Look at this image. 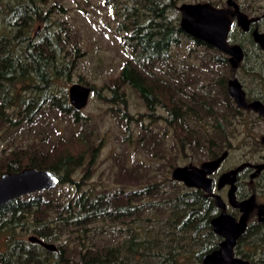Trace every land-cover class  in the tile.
<instances>
[{
    "label": "trees",
    "instance_id": "16d2710c",
    "mask_svg": "<svg viewBox=\"0 0 264 264\" xmlns=\"http://www.w3.org/2000/svg\"><path fill=\"white\" fill-rule=\"evenodd\" d=\"M101 1L112 9L118 19L117 30L124 33V45L130 49L119 76L109 86V102L118 104V111L121 105L127 108L125 87H131L143 100L147 116L161 118L155 115L156 109L167 110L168 116L163 119L173 128L182 150L190 147L209 159L219 157L230 147L232 119L247 111L229 95L227 75L218 70L214 84L222 93L211 96L188 93L189 77H168L164 67L168 68L173 59V49L186 39L211 51L209 59L222 68L230 67L228 56L183 31L177 0ZM219 1L208 0L216 6ZM12 3H7L5 9V22L11 31L0 30V126L32 124L46 108L69 115L73 124L84 127L86 118L71 105L66 92L51 91L55 78L72 77L82 55L81 46L76 44L75 55L65 61L60 59L63 42L70 43L72 31L68 21L53 18L56 12H66V8L59 1L46 8L49 0ZM242 9L254 11L251 6L243 5ZM37 21L43 23L42 30H37L38 37L33 34ZM53 23L59 30L53 29ZM237 35L230 34L229 41L237 43ZM251 41L258 47L252 37ZM246 58L247 54L239 66ZM19 84L30 94L18 91ZM91 88L96 91L95 86ZM13 107L20 108L17 120L8 112ZM121 118L131 115L124 109ZM211 119L213 132L192 125L194 121ZM98 150L94 141L79 132L49 145L32 143L0 155V177L6 172L36 167L54 172L60 185L76 186L72 195L38 191L0 206V235L11 233L9 240L0 245V264H182L191 255L203 264L204 255L219 248L222 238L215 233L211 220L221 208L203 189L189 188L169 175L158 178L148 174L139 163L122 166L116 189H84L86 181H77L73 176L87 158L90 162L86 176L91 175ZM167 164L168 168H176L174 158ZM254 184L252 193L264 194V173ZM26 223L42 240L60 241L58 249L51 251L30 240H12L16 228ZM235 252L252 264H264V223L258 218L249 223Z\"/></svg>",
    "mask_w": 264,
    "mask_h": 264
},
{
    "label": "rangeland",
    "instance_id": "374dc122",
    "mask_svg": "<svg viewBox=\"0 0 264 264\" xmlns=\"http://www.w3.org/2000/svg\"><path fill=\"white\" fill-rule=\"evenodd\" d=\"M20 0H0V30L10 32L6 24L7 3H17ZM59 1L66 12H56L54 20H66L71 28L72 38L70 43L63 42L64 51H61L60 59L68 60L71 54L75 55V45L81 46L82 55L78 58V66L72 77L55 78L51 87L54 93L68 95L72 84L80 82L87 86H95L92 89L88 105L81 110L86 118V125L73 124L69 115L59 113L57 110H42L32 124L16 126L3 124L0 126V155L9 153L17 147H27L29 144L37 143L39 146L49 145L59 138H72L79 132H83L88 138L99 146L98 157L91 165L90 176H86L89 168L90 158L85 164L78 168L73 176L77 181L84 180V189L102 191L105 189H116L118 182L116 177L123 165L129 167L139 163L141 168L148 174L164 178L167 175L172 177L173 168H168V162L175 159L176 167L184 165H200L209 160L203 152L195 151L187 147L182 150L174 138V130L168 126L163 119L168 116L165 108L156 109L155 115L147 116V108L139 94L131 87H125L128 98V107L121 105V111L127 110L131 118L122 119L121 111L117 110L118 104L109 102L112 96L110 85L112 80L117 78L121 72L124 62L129 58L130 49L124 45L123 32L117 30L118 19H116L110 7L103 4L101 0H49V4H43L46 8ZM178 6L184 3L208 2V0H177ZM244 6H251L254 11H248L249 15L264 14V0H240ZM220 7H226V0L218 2ZM43 23L37 21L33 27V34L38 37L42 30ZM264 29V20L262 21ZM53 29L59 30L53 23ZM237 43L242 44L247 52V58L241 66L234 71L230 67L222 68L215 65L209 59L206 47L197 46L191 39L173 49L174 57L166 69L168 77L173 75H186L190 84L187 87L188 93H208L211 96L221 95L222 90L215 85V78L219 77L218 70H221L227 78L235 73L244 84L248 94L264 96V55L258 56V47L253 44L251 37L239 30L237 32ZM66 38V34H63ZM263 55V56H262ZM248 68V69H247ZM175 70H178L177 73ZM82 80V81H81ZM18 91L29 93L19 84ZM261 92V93H260ZM100 95H99V94ZM20 108L13 107L8 110L12 118L17 120ZM214 120L200 121L192 125L199 129H207L213 132ZM264 118L254 111H244L241 116L232 119L229 126L230 147L229 157L223 162L215 178L234 166L249 161L253 163L263 162L264 157ZM154 140L158 142L154 143ZM263 142V143H262ZM259 143L261 145H259ZM47 147V146H45ZM168 168V171L166 169ZM247 176V177H246ZM242 178V190L252 194L255 184L250 180L249 174ZM54 191L61 194L69 192L72 195L76 186L70 184L59 185ZM228 187L223 190H216L225 201ZM258 202L264 203V194L257 195ZM229 212L233 208L229 206ZM233 213V212H232ZM257 218V209L252 212L250 222ZM10 232H3L0 235V245L9 240ZM14 239L28 241L33 235L32 228L26 223L17 227L12 233ZM60 241L52 242L56 245ZM73 245V244H71ZM182 264H200L194 257L188 256Z\"/></svg>",
    "mask_w": 264,
    "mask_h": 264
},
{
    "label": "water",
    "instance_id": "95a60500",
    "mask_svg": "<svg viewBox=\"0 0 264 264\" xmlns=\"http://www.w3.org/2000/svg\"><path fill=\"white\" fill-rule=\"evenodd\" d=\"M227 4L233 6L235 11L216 6L211 2L184 3L180 7L181 27L185 33L226 54L235 71L245 58V49L240 43L229 41L232 27L230 16L237 17L238 24L244 31H249L251 24L262 17H249L246 12L241 10L237 0H227ZM252 36L264 51V32L256 28ZM227 88L229 95L239 108L253 109L264 118V102L259 99L248 102L244 85L235 73L228 79ZM91 94L90 86L76 82L69 88L70 103L75 110L81 111L88 105ZM228 156L229 151L226 150L219 157L206 160L200 165L177 166L172 172V177L189 188H200L208 194H214L215 181L211 175L221 167ZM249 167L255 169L251 174L252 178L258 177L264 171V163L244 162L236 168L224 172L218 179V189L230 186L229 204L240 209L241 215L237 218L230 214L223 197L215 195L216 204L222 211L211 220V224L215 233L221 236L222 240L218 249L204 255L203 264H252L249 260L236 255L235 252L238 240L246 232L251 213L255 209H257L259 221L264 223V203H259L256 195L243 200L237 197L239 174L243 169ZM60 181L59 176L48 169L25 167L20 171L6 172L0 177V206L34 192L54 190L60 185ZM29 240L51 251L58 249L55 243L44 241L36 235L30 236Z\"/></svg>",
    "mask_w": 264,
    "mask_h": 264
},
{
    "label": "flooded vegetation",
    "instance_id": "af4514ba",
    "mask_svg": "<svg viewBox=\"0 0 264 264\" xmlns=\"http://www.w3.org/2000/svg\"><path fill=\"white\" fill-rule=\"evenodd\" d=\"M240 0H237V2L240 4V8H241V10L243 11V9H242V7H243V3H240L239 2ZM180 7L181 6H178V9H179V11H180ZM225 8H229V9H231L232 11H235V8L233 7V6H229L228 4H227V0H226V7ZM181 12V11H180ZM245 12V11H244ZM248 15H249V13L248 12H246ZM256 16H261L262 18L260 19V20H258V21H255V22H253L252 24H251V27H250V29H249V31H244L240 26H239V24H238V19H237V17L236 16H230L231 17V19H232V27H231V30H230V33H229V36H230V34H236L237 35V32L239 31V30H241V32L242 33H244V34H248V35H250L252 38H253V36H252V34H253V31H254V29H256V28H259L260 29V31L261 32H264V29L262 28V21L264 20V14L263 15H256ZM256 16H251V15H249V17H256ZM181 17H182V13H181ZM181 22V21H180ZM255 42V41H254ZM231 43H234V42H231ZM236 43V42H235ZM256 43V42H255ZM257 44V43H256ZM242 45V44H241ZM258 45V44H257ZM244 47V46H243ZM258 47H259V49H258V54L259 55H261V54H263L264 55V51L261 49V47L258 45ZM244 49H245V47H244ZM261 53V54H260ZM246 54H247V52H246V49H245V56H246ZM262 55V56H263ZM229 58V57H228ZM233 75V74H232ZM244 85V84H243ZM245 88V87H244ZM247 92V91H246ZM261 93V92H260ZM233 99V98H232ZM256 99H259V100H262L263 102H264V96L263 95H253V93L252 94H248V92H247V101L248 102H251V101H253V100H256ZM247 110H249V111H254L253 109H247ZM255 112V111H254ZM258 114V113H257ZM259 115V114H258ZM260 116V115H259ZM263 118V117H262ZM229 157V156H228ZM227 157V158H228ZM246 162H249V161H246ZM244 163V162H243ZM251 163H253V162H251ZM261 163H264V157H263V162H261ZM242 164V163H241ZM253 164H259V163H253ZM222 166V165H221ZM237 166H239V165H237ZM237 166H234L233 168H231V169H229V170H232V169H234V168H236ZM221 168V167H220ZM220 168L216 171V172H214L211 176L213 177V179H214V181H215V190H214V194H210V195H212L214 198H215V195H220V194H218L217 192H216V190H223V189H225V188H227L228 187V191H229V188H230V186L228 185V186H225V187H223L222 189H218V187H217V182H218V179H219V177L224 173V172H222L220 175H219V177L218 178H215L214 177V175H217V173H218V171L220 170ZM229 170H227V171H229ZM254 170L255 169H253L252 167H249V168H245V169H243L241 172H240V174H239V179H238V189H237V197H238V199H240V200H243V199H246V198H249V197H251L252 195H255V194H251L249 191H243L242 190V178H243V176L245 175L246 176V174H249V177H250V180L254 183V180L255 179H257L262 173H264V171H262L261 172V174L258 176V177H256V178H252L251 177V174L254 172ZM226 172V171H225ZM247 177V176H246ZM228 191H227V197H228ZM221 196V195H220ZM256 197H257V195H256ZM224 199V198H223ZM216 201V200H215ZM225 201V200H224ZM257 201H258V198H257ZM226 203H227V205H228V208H227V210L229 209V206H231L230 204H229V201L227 200V201H225ZM263 203V202H262ZM232 207V206H231ZM233 208V210H232V215H234V216H236L237 218L238 217H240V215H241V211H240V209H238V208H234V207H232ZM221 211H222V209H221ZM228 212H229V210H228ZM221 213V212H220ZM230 213V212H229ZM231 214V213H230ZM219 215V214H218ZM251 215H252V213H251ZM257 218H258V214H257ZM259 220V219H258ZM249 222H250V219H249Z\"/></svg>",
    "mask_w": 264,
    "mask_h": 264
},
{
    "label": "bare ground",
    "instance_id": "6f19581e",
    "mask_svg": "<svg viewBox=\"0 0 264 264\" xmlns=\"http://www.w3.org/2000/svg\"><path fill=\"white\" fill-rule=\"evenodd\" d=\"M80 113V112H79Z\"/></svg>",
    "mask_w": 264,
    "mask_h": 264
}]
</instances>
